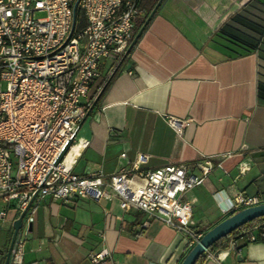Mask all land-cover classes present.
Listing matches in <instances>:
<instances>
[{
    "label": "crops",
    "instance_id": "1",
    "mask_svg": "<svg viewBox=\"0 0 264 264\" xmlns=\"http://www.w3.org/2000/svg\"><path fill=\"white\" fill-rule=\"evenodd\" d=\"M245 8L259 16L257 29L262 25L239 32L250 49L217 33ZM146 17L145 9L134 35ZM120 64L78 130L86 143L74 172L116 173L141 152L143 169L174 163L199 173L198 165L210 163L203 182L180 195L190 204V229L201 234L228 215L223 209L237 193L264 201V0H163ZM116 65L100 60V74L81 99L87 110L99 80ZM167 115L189 119L181 134ZM33 206L23 257L10 256L8 264H180L189 250L182 232L144 210L121 208L117 196L64 202L46 195ZM13 210L0 221V264L20 213ZM259 225L264 220L244 229L257 237ZM260 236L240 237L239 251L213 250L220 259L204 251L198 264H264ZM102 249L109 255L93 263Z\"/></svg>",
    "mask_w": 264,
    "mask_h": 264
},
{
    "label": "built area",
    "instance_id": "2",
    "mask_svg": "<svg viewBox=\"0 0 264 264\" xmlns=\"http://www.w3.org/2000/svg\"><path fill=\"white\" fill-rule=\"evenodd\" d=\"M73 2L0 0V221L10 209H26L10 256L21 261L33 205L46 195L64 202L73 196L97 202L117 196L121 208L144 210L182 232L190 248L201 233L190 229V204L180 195L203 182L210 163L198 165L199 173L174 163L143 169L147 154L141 152L128 169L116 173L73 170L86 143L78 135L87 112L81 99L99 76L101 59L120 61L134 37V22L145 13L139 0H78L75 10ZM188 120L166 116L177 134ZM72 149L73 159L67 161ZM261 201L259 194L237 193L223 212ZM246 234L254 240L242 229L229 236L224 251H239L238 239ZM108 255L102 249L91 261Z\"/></svg>",
    "mask_w": 264,
    "mask_h": 264
},
{
    "label": "water",
    "instance_id": "3",
    "mask_svg": "<svg viewBox=\"0 0 264 264\" xmlns=\"http://www.w3.org/2000/svg\"><path fill=\"white\" fill-rule=\"evenodd\" d=\"M162 1L163 0H157L155 5L153 6V8L147 14V17H146L145 21L143 22L141 27L138 29L137 33L134 35L132 41L130 42V44L126 48L122 58L117 63V65L113 68L112 72L107 77L106 81L103 83V85L100 88L99 92L94 97L90 107L88 108V110L86 112L85 117L90 112V110L95 105V103L97 102V100H98L101 92L103 91L105 85L110 80V78L113 76V74L117 70L118 66L123 61L124 57L128 54L130 49L133 47V45L135 44L137 38L142 33V31L144 30L145 26L147 25V23L149 22L151 17L154 15V13L156 12L157 8L162 3ZM77 3H78V0H74V2H73V9L74 10L76 9ZM84 118L81 120V122L79 124V127L81 126V123L84 120ZM68 145H69V143L66 145L64 150L60 153V155L58 156L57 161L64 154V152L66 151ZM25 211H26V209H23L19 213L18 217H16L13 220V222H12V233H11V236H10V239H9V243H8V246H7V249H6V253H5V256H4V260H3L2 264H8V262H9L11 248H12V245H13L17 230L21 226L22 219H23V216L25 214ZM259 216H264V201L259 202L257 204L248 205V206L239 208L235 212L227 215L226 217H224L223 219H221L220 221L215 223L213 226H211L204 233L201 234L200 238L194 243V245H192L189 248L187 253L184 255V257L182 258L180 264H194L196 259L198 258V256L201 253H203L206 249H208V247L214 241H216L218 238L226 235L227 233H229L230 231H232L235 228L239 227L240 225L246 223L247 221L252 220V219H254L256 217H259Z\"/></svg>",
    "mask_w": 264,
    "mask_h": 264
},
{
    "label": "trees",
    "instance_id": "4",
    "mask_svg": "<svg viewBox=\"0 0 264 264\" xmlns=\"http://www.w3.org/2000/svg\"><path fill=\"white\" fill-rule=\"evenodd\" d=\"M157 0H139V6L146 9V15L150 12V10L153 8ZM259 16L256 15L255 12L252 11L251 8H245L242 12L236 13L232 15L230 18V21L225 22L217 31V33L221 36H226L229 38L232 42H237L243 46L244 49H250L252 47V44L249 41H246V38H242L243 36L239 33L242 30L251 32L252 30H261L262 25L260 24V28L257 29V18ZM143 21V20H142ZM243 26V28H241ZM242 36V37H241ZM121 68V64L118 66L117 70L113 74V76L110 78V80L105 85L101 95L113 79V77L118 73L119 69ZM107 75L102 76V78L99 80L97 88L101 87L103 83L106 81ZM101 95L99 99L101 98ZM98 99V101H99ZM238 209L232 210L228 213L231 214L235 212ZM264 220V216L256 217L252 220L247 221L246 223L240 225L239 227L235 228L234 230L230 231L226 235L218 238L216 241H214L209 247L208 250L213 251L217 248L225 247L227 245L229 236L233 233H236L246 227L252 226L254 224L259 223L260 221ZM264 232V225H259L258 227V235L254 238V240H260L261 236L260 234ZM204 258V252L201 253L198 258L196 259L194 264H198L201 262V260Z\"/></svg>",
    "mask_w": 264,
    "mask_h": 264
},
{
    "label": "bare ground",
    "instance_id": "5",
    "mask_svg": "<svg viewBox=\"0 0 264 264\" xmlns=\"http://www.w3.org/2000/svg\"><path fill=\"white\" fill-rule=\"evenodd\" d=\"M73 150H74V149H72V150L67 154V156H66V158H65L67 161H71V160L73 159V154H72V153H73V152H72Z\"/></svg>",
    "mask_w": 264,
    "mask_h": 264
},
{
    "label": "rangeland",
    "instance_id": "6",
    "mask_svg": "<svg viewBox=\"0 0 264 264\" xmlns=\"http://www.w3.org/2000/svg\"><path fill=\"white\" fill-rule=\"evenodd\" d=\"M36 15L37 16H42L43 15V12H36ZM193 210H195L197 212V209L196 208H193ZM14 213H16L18 210H13Z\"/></svg>",
    "mask_w": 264,
    "mask_h": 264
}]
</instances>
